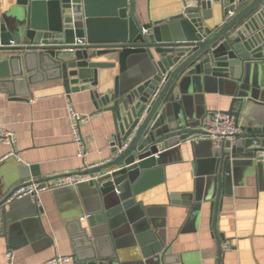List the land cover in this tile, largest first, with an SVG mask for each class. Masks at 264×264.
<instances>
[{"label":"water","instance_id":"water-1","mask_svg":"<svg viewBox=\"0 0 264 264\" xmlns=\"http://www.w3.org/2000/svg\"><path fill=\"white\" fill-rule=\"evenodd\" d=\"M214 6L222 23L210 27L205 22ZM115 68L112 87L98 91L99 74ZM48 69L67 95L87 91L96 110L111 114L114 128L112 159L82 173L92 181L66 189L82 199L90 232L78 217L76 236L85 240V251L74 252L73 264H119L115 243L111 249L103 244L119 234L139 247L137 264L166 262L162 225L137 196L148 182H163L166 165L180 159L183 146L194 154L203 144L193 138L204 134L213 115L204 94L230 99L223 113L241 133L234 143L211 147L204 157L206 189L201 192L197 180L186 205L209 202L214 218L231 170L242 162L260 164L253 157L264 145V0H198L147 23L137 20L133 0H15L0 15V81L16 89ZM16 175L29 177L19 166L0 182L9 188ZM18 188L0 192L3 230L22 217L40 223L41 209L31 198L10 199Z\"/></svg>","mask_w":264,"mask_h":264},{"label":"crops","instance_id":"crops-1","mask_svg":"<svg viewBox=\"0 0 264 264\" xmlns=\"http://www.w3.org/2000/svg\"><path fill=\"white\" fill-rule=\"evenodd\" d=\"M133 3L140 23L172 16L183 7L182 0H133ZM14 4L15 0H0V15ZM221 23L220 8L214 6L212 19L205 25L215 27ZM117 74V68L100 73L97 90L104 92L111 88ZM33 80L9 90L0 81V129L15 138L12 147L0 140V178L19 166L27 168L28 179L56 178L80 174L88 167L111 160L110 138L114 131L111 114L96 110L87 91L67 95L55 70L40 71ZM68 102L76 113L91 116L80 127L86 148L83 159L77 156V146L71 140ZM229 102L228 97L217 93L204 94L205 108L210 114L227 110ZM211 118L205 123H210ZM201 143L204 146L195 148L194 154L189 144L183 146L180 159L166 165L163 182L156 185L148 182L137 196V201L152 211V219L162 225L167 249L164 264H264V164L242 162L231 170L224 187L226 194L217 202L213 218L209 202L195 207L186 205L194 196L197 180L202 179L201 192L203 187L206 189L203 181L209 166L204 157L209 155L213 144ZM14 180L9 188L0 182V192H9L25 181L18 180V175ZM76 203L80 209H75ZM30 204L41 209L40 223L38 217H22L3 230L0 217V264H4L7 249L14 252V264H48L55 256L74 260L75 251L84 254L85 240L76 236L78 217L81 226L90 232L79 196L64 189L60 193H42L38 204L33 200ZM109 239L103 244H109L111 249L115 243L119 264H137L141 259L139 247L132 246L124 235H114V242ZM225 242L230 248L221 251Z\"/></svg>","mask_w":264,"mask_h":264},{"label":"built area","instance_id":"built-area-1","mask_svg":"<svg viewBox=\"0 0 264 264\" xmlns=\"http://www.w3.org/2000/svg\"><path fill=\"white\" fill-rule=\"evenodd\" d=\"M183 3L189 7L193 6L198 0H182ZM67 119L71 129V140L77 146V156L84 158L86 155L85 143L83 141L80 127L87 124L91 116L81 115L75 112L70 102L67 103ZM207 127L203 128L204 134L193 138L195 142L209 141L214 147L220 146L223 142L234 143L237 136L241 133L240 127L235 125L233 117L217 111L214 112L211 122L207 123ZM0 140L7 146H13L15 138L13 134L8 131L0 129ZM11 155V154H9ZM256 163L264 164V148L257 151L253 157ZM95 166L88 167L93 168ZM94 178L85 174H67L56 178H46L37 180L34 178L23 181L19 188L11 195L10 199L31 198L36 204L39 203V197L42 193L54 192L63 189H76L80 184L88 183ZM88 217L85 216L84 219ZM230 245L225 242L221 245V251L229 250ZM73 261L69 256H55L48 261V264H65ZM4 264H14V252L7 249L4 253Z\"/></svg>","mask_w":264,"mask_h":264}]
</instances>
